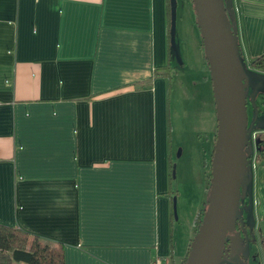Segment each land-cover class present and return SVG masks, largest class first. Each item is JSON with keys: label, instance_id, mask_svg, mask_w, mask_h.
<instances>
[{"label": "crops", "instance_id": "1", "mask_svg": "<svg viewBox=\"0 0 264 264\" xmlns=\"http://www.w3.org/2000/svg\"><path fill=\"white\" fill-rule=\"evenodd\" d=\"M230 7L251 70L264 54V0ZM164 9L0 0V224L61 243L65 264L168 257L165 82L153 77L166 62ZM249 172L264 238L263 167Z\"/></svg>", "mask_w": 264, "mask_h": 264}, {"label": "rangeland", "instance_id": "2", "mask_svg": "<svg viewBox=\"0 0 264 264\" xmlns=\"http://www.w3.org/2000/svg\"><path fill=\"white\" fill-rule=\"evenodd\" d=\"M175 2V27L173 43L170 44L173 68L168 81L166 118H168L171 168L173 167L170 190L175 197L172 238L174 258L178 262L184 257L188 242L190 243L193 238L195 241L192 220L198 209L202 208L209 198L208 175L211 172L209 163L211 151L216 143L217 109L210 80L211 66L204 56V48L200 46L201 37L194 10L188 0H175ZM237 71L241 77V91L245 100L244 151L250 154L252 153L251 134L258 127L264 129V93H256L251 104L249 98L257 83L255 80L259 78L258 74L249 70L243 61L237 67ZM244 173L247 182L250 179L247 167ZM239 191L236 216L240 222V231L243 223L249 226L252 240L240 234L238 254L245 264H263L250 188L246 184L245 187H240ZM230 239L232 241L231 236ZM231 258L232 248L221 254L216 259V264H232Z\"/></svg>", "mask_w": 264, "mask_h": 264}, {"label": "water", "instance_id": "3", "mask_svg": "<svg viewBox=\"0 0 264 264\" xmlns=\"http://www.w3.org/2000/svg\"><path fill=\"white\" fill-rule=\"evenodd\" d=\"M190 2L196 16L204 56L211 66L210 80L217 109V136L211 163L212 179L208 206L185 264H216V259L221 255L224 235L233 231L237 220L235 210L240 197L239 188L245 187L246 184L244 173L246 153L243 139L245 100L241 91V77L237 71L242 59L237 37L230 31L233 24L229 23L226 16V12L231 10V0ZM168 3V34L169 42L172 44L176 2L168 0ZM256 81L249 98L251 104L256 93H264V77H259ZM240 234H243L240 230L231 234L232 264H245L237 250Z\"/></svg>", "mask_w": 264, "mask_h": 264}, {"label": "trees", "instance_id": "4", "mask_svg": "<svg viewBox=\"0 0 264 264\" xmlns=\"http://www.w3.org/2000/svg\"><path fill=\"white\" fill-rule=\"evenodd\" d=\"M190 1V0H188ZM191 8L192 4L190 2ZM232 8V7H231ZM193 9V8H192ZM166 10V62L165 65L156 67V69L153 71V77H161L164 79L165 82V113L166 117L168 116V81L171 78L172 74V65H171V50H170V42H169V3L168 0H165V9ZM227 16V12H226ZM228 19V16H227ZM229 23L233 24L228 19ZM230 31L237 37V34L234 30V24L230 28ZM238 43V42H237ZM202 47V43L200 44ZM239 47V45H238ZM240 52V49H239ZM207 59V58H206ZM249 68L260 70V72H264V54L258 55L252 60L249 61L248 64ZM165 117V118H166ZM168 118H166V136H167V162H168V191L166 193V196L168 198V202L170 204V211H169V226L173 224L174 222V193L172 190H170V180L173 178V167L171 168V156H170V146H169V138H168ZM245 145V142H244ZM255 147H256V162L260 163L263 167V181H264V132L260 131L256 133L255 136ZM215 153V146L213 148V151H211V158H210V167L211 172H209L208 175V186L211 187V179H212V160ZM250 154L246 153V167L248 170L250 169ZM247 184V183H246ZM245 184V185H246ZM208 189L210 190V188ZM208 206L207 202L202 208H199L196 212L194 219L192 220V229L194 231V235L196 236L199 224L202 223V218L204 215V211L206 207ZM241 229L239 219L234 223L233 231L230 233L228 232L226 235H224V243L222 247L221 254H224L227 251H230V248H232V241L230 239V236L233 232L239 231ZM242 233L245 237H248L250 240L251 238V229L246 223H243L242 226ZM172 230L170 228V237L169 238V248L168 250V262L169 264H185L188 260V254L191 252V246L194 245V238L191 240V242L187 244V248L185 251V255L183 259L176 262L174 258V247L172 242ZM230 235V236H229ZM258 246L261 250L262 254V262L264 264V238L259 235L258 238ZM0 264H65V253H64V246L61 243H46L43 240H41L38 236L29 234L19 228L16 227H10L3 224H0Z\"/></svg>", "mask_w": 264, "mask_h": 264}, {"label": "built area", "instance_id": "5", "mask_svg": "<svg viewBox=\"0 0 264 264\" xmlns=\"http://www.w3.org/2000/svg\"><path fill=\"white\" fill-rule=\"evenodd\" d=\"M256 133H252L251 134V139H252V153H250L251 157H250V169L251 170H254L255 168V162H256V147H255V136H256ZM252 204L253 206L256 205V200L255 199H252ZM151 264H169L168 262V259L167 258H164V259H160L158 256L152 258V261L150 262Z\"/></svg>", "mask_w": 264, "mask_h": 264}]
</instances>
